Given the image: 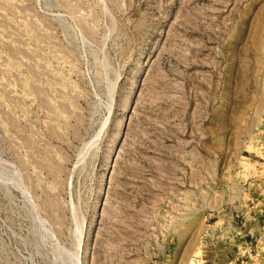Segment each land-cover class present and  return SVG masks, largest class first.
Segmentation results:
<instances>
[{"label": "rangeland", "instance_id": "374dc122", "mask_svg": "<svg viewBox=\"0 0 264 264\" xmlns=\"http://www.w3.org/2000/svg\"><path fill=\"white\" fill-rule=\"evenodd\" d=\"M0 264H264V0H0Z\"/></svg>", "mask_w": 264, "mask_h": 264}]
</instances>
